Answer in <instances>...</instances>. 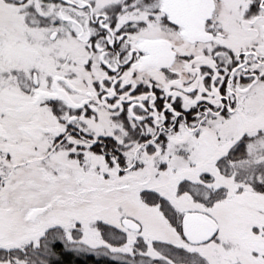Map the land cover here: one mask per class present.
Listing matches in <instances>:
<instances>
[{
  "label": "snow or ice",
  "instance_id": "1",
  "mask_svg": "<svg viewBox=\"0 0 264 264\" xmlns=\"http://www.w3.org/2000/svg\"><path fill=\"white\" fill-rule=\"evenodd\" d=\"M0 264H264V0H0Z\"/></svg>",
  "mask_w": 264,
  "mask_h": 264
}]
</instances>
